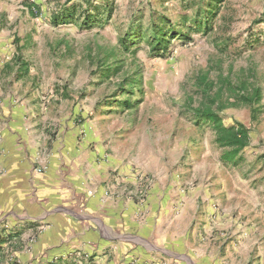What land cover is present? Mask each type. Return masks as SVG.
I'll return each instance as SVG.
<instances>
[{
	"label": "rangeland",
	"instance_id": "374dc122",
	"mask_svg": "<svg viewBox=\"0 0 264 264\" xmlns=\"http://www.w3.org/2000/svg\"><path fill=\"white\" fill-rule=\"evenodd\" d=\"M207 2L0 0V126L46 159H79L89 193L134 204L117 233L102 227L109 246L48 260L29 257L35 240L23 236L1 245L0 264H264V0ZM65 10L73 18L61 22ZM163 17L166 46L155 47ZM201 75L210 95L225 77L261 91L259 104L220 111L249 128L237 164L193 121L189 109L207 101ZM154 208L176 215L166 244Z\"/></svg>",
	"mask_w": 264,
	"mask_h": 264
},
{
	"label": "crops",
	"instance_id": "0c3cea01",
	"mask_svg": "<svg viewBox=\"0 0 264 264\" xmlns=\"http://www.w3.org/2000/svg\"><path fill=\"white\" fill-rule=\"evenodd\" d=\"M15 129L13 125L0 126V251L2 244L13 239L24 242L25 237L35 240L28 256L48 260L70 250L109 246L102 227L117 233L134 204L125 203L118 193L106 196L98 188L89 193L79 159L39 156L37 147ZM29 147L33 154L27 157ZM42 162L46 167L38 171ZM92 171L89 168L87 173ZM154 209L152 228L166 244L168 232L171 236L176 226V215Z\"/></svg>",
	"mask_w": 264,
	"mask_h": 264
},
{
	"label": "trees",
	"instance_id": "16d2710c",
	"mask_svg": "<svg viewBox=\"0 0 264 264\" xmlns=\"http://www.w3.org/2000/svg\"><path fill=\"white\" fill-rule=\"evenodd\" d=\"M218 1L219 0H208V8H213ZM208 13L212 14L213 11L208 10ZM92 14L94 15V13ZM61 15H64L61 17V22L70 21L73 18L71 11L65 10ZM56 17L57 16H54L52 19L56 20ZM89 20V17H86V19L82 22L83 24H87ZM161 20L164 21L162 23H154L156 28L152 30V36L154 39L153 44L155 47L159 45L166 46L165 42H167L164 24L167 23L168 20H166L164 17ZM175 24L176 23L168 26L171 31L174 30L173 28ZM179 24H185L184 19H182ZM198 24L199 23L196 25L198 26ZM176 31L178 34L188 36V32L182 33L183 31L181 29H176ZM123 47L127 48L125 43L123 44ZM23 69L27 70V67H24ZM105 70L106 71H104L103 74L109 72V69ZM137 82L138 79H132L130 87L132 88ZM198 83L204 85L207 88L205 93L208 95L206 97L207 101L202 100L197 106L189 109L193 115V121L196 125L201 124L207 126L213 132L214 144L222 149L220 160L223 163L237 164L242 158V155L240 154L241 151L249 144V128L241 122H235L232 125H225L220 115V111L225 106L230 105L235 106L238 104L253 106L254 104H259L261 100V91L259 87H249L250 84L245 81L233 83L231 80L225 77L220 81V85H218L216 91L210 95V93H208L209 83L207 82V76L201 75L199 77ZM119 101L123 103V107L125 109L135 106L132 105V102L129 99ZM214 104H216L215 108L213 107ZM259 106L251 108L252 120L256 119V108H259Z\"/></svg>",
	"mask_w": 264,
	"mask_h": 264
}]
</instances>
